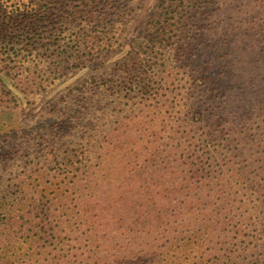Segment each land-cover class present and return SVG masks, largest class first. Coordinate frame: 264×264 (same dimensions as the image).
Returning a JSON list of instances; mask_svg holds the SVG:
<instances>
[{
	"label": "rangeland",
	"instance_id": "374dc122",
	"mask_svg": "<svg viewBox=\"0 0 264 264\" xmlns=\"http://www.w3.org/2000/svg\"><path fill=\"white\" fill-rule=\"evenodd\" d=\"M0 264H264V0H0Z\"/></svg>",
	"mask_w": 264,
	"mask_h": 264
},
{
	"label": "trees",
	"instance_id": "16d2710c",
	"mask_svg": "<svg viewBox=\"0 0 264 264\" xmlns=\"http://www.w3.org/2000/svg\"><path fill=\"white\" fill-rule=\"evenodd\" d=\"M44 13V12H43Z\"/></svg>",
	"mask_w": 264,
	"mask_h": 264
}]
</instances>
